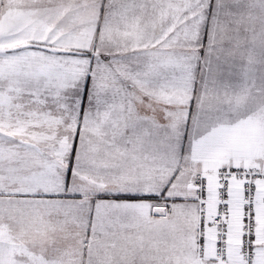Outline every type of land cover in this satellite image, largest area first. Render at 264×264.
I'll return each mask as SVG.
<instances>
[{
  "label": "snow or ice",
  "instance_id": "snow-or-ice-1",
  "mask_svg": "<svg viewBox=\"0 0 264 264\" xmlns=\"http://www.w3.org/2000/svg\"><path fill=\"white\" fill-rule=\"evenodd\" d=\"M0 264H264V0H0Z\"/></svg>",
  "mask_w": 264,
  "mask_h": 264
}]
</instances>
